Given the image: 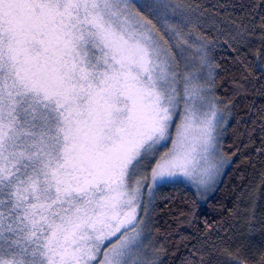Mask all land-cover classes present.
Segmentation results:
<instances>
[{
  "label": "snow or ice",
  "instance_id": "snow-or-ice-1",
  "mask_svg": "<svg viewBox=\"0 0 264 264\" xmlns=\"http://www.w3.org/2000/svg\"><path fill=\"white\" fill-rule=\"evenodd\" d=\"M203 17L188 0H0V264H162L165 189L207 200L231 163ZM208 246L186 264H211ZM242 255L229 264H264V247Z\"/></svg>",
  "mask_w": 264,
  "mask_h": 264
},
{
  "label": "trees",
  "instance_id": "trees-1",
  "mask_svg": "<svg viewBox=\"0 0 264 264\" xmlns=\"http://www.w3.org/2000/svg\"><path fill=\"white\" fill-rule=\"evenodd\" d=\"M188 2L204 13L203 31L219 40L213 57L224 71L217 78L216 95L230 113L221 143L231 163L207 200L197 199L194 191L183 186L165 189L163 195L172 200L158 201L153 236L161 244L162 264H186L193 259L197 238L209 242L199 253H210L204 256L206 261L229 264V257H236L238 251L243 254L240 258H251L264 247V76L256 70L264 61L260 30L264 0ZM237 29L245 36L243 44L230 38ZM181 213L191 215L185 219ZM249 220L254 224L251 230Z\"/></svg>",
  "mask_w": 264,
  "mask_h": 264
},
{
  "label": "rangeland",
  "instance_id": "rangeland-1",
  "mask_svg": "<svg viewBox=\"0 0 264 264\" xmlns=\"http://www.w3.org/2000/svg\"><path fill=\"white\" fill-rule=\"evenodd\" d=\"M225 170V169H224ZM223 170V171H224ZM220 180H221V178H220ZM220 182V181H219ZM218 185V184H217ZM151 242L152 243H154V244H156V246H157V248L159 249V251H160V249H161V244L159 243V240H157L153 235H152V238H151Z\"/></svg>",
  "mask_w": 264,
  "mask_h": 264
}]
</instances>
